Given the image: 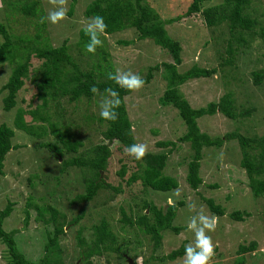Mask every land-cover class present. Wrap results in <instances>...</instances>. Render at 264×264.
I'll use <instances>...</instances> for the list:
<instances>
[{
    "label": "trees",
    "instance_id": "trees-1",
    "mask_svg": "<svg viewBox=\"0 0 264 264\" xmlns=\"http://www.w3.org/2000/svg\"><path fill=\"white\" fill-rule=\"evenodd\" d=\"M22 1L23 3L20 4L17 0H1L5 4L6 12L10 11L7 17L11 18L15 11H20L25 16L41 18L42 22L37 24L39 30L34 36L29 34L15 36L8 25L0 22V35L3 36V42L0 44V66L6 63L15 64L8 82L1 88L2 91L7 90L3 99V108L5 111H11L16 106L17 93L24 86L25 78L31 73L34 57L41 61L34 69L33 81L38 89L37 97L42 102L35 108H19L14 118V125L8 122L0 124V175L5 174V161L10 151L20 147L17 142H14L18 130L26 133L27 136L29 134L39 147H46L51 150L56 159L57 155L63 157L69 152H78V149L83 146L82 140L77 138V134L72 130L74 121H70L71 118L65 115V108H62V103L59 101L62 98L67 97L69 102H78L83 98L92 101L96 96L102 95L104 97L106 95L104 90L111 87L119 92L122 103L117 109L119 113L117 121H106L99 116V123L106 125L104 129L100 130L103 136L102 140L88 151L66 158L61 162L59 167L61 174L56 175L54 180L51 179L50 174L55 170L48 162L47 164L41 163L43 168L40 169L44 170V177L40 173L31 176V179L36 176L39 181V184L36 185L32 179V185L34 184L35 187L44 186L47 194L53 195L54 192L59 191L61 175H67L66 172L69 167L76 168L79 171L80 177L78 179L82 191L79 190L81 192H78L71 199V208L69 207L68 210L70 211L75 204L91 205L90 210H87V207L86 209L81 208L79 213L70 219L63 207L61 209L57 205L58 198L54 204L44 203L41 205L39 199L45 201V196L39 198L30 195L25 206L24 226L26 229L30 223L31 209L37 211V222H42L47 227L53 226L52 230L49 228L46 230L47 240L43 243V254L38 260L28 258L17 243L16 234L24 226L15 227L11 230H6L4 227L6 218L12 214L16 201L8 196L5 190L0 192V196L4 197V203L8 198L7 205L0 210V240L6 246L5 253L10 264H67V255H65V247L61 240L66 234V228H72L76 225L79 227L75 233L79 247L78 264H93V258L96 256L105 255L108 257V261L109 257L114 254L120 256L121 259L126 258L124 253L128 251L132 243H135L133 249H137L140 245L143 246L144 234L150 239L153 249H151L152 253L149 258H144L143 264H150V261L161 264L184 256V246L187 240H184L180 247L168 254L155 255V251L163 246V239L166 234L179 235L184 229H187V224L178 222L176 219L180 208L184 211L185 199L178 200L173 195V190L179 188L181 183L178 176L167 172L170 158L180 162L181 165L187 161V182L193 190H198L204 184L201 171L204 164L202 161L205 148H220L227 141L235 140L233 142L239 145L242 155L240 165L246 172L250 189L254 195L256 197L264 196V134L254 133L251 129L242 131L240 127H237L224 135L213 136L203 131L200 124V119L206 115L222 112L228 117L236 119L238 115L250 116L251 110L246 109L237 114L234 109L232 93L222 95L219 101L211 100L205 105L193 106L183 90L185 83L194 79L210 78L217 73L219 68L217 66L204 67L194 63L189 69L180 70V66L184 62L183 47L181 42L173 38L166 28L167 24L200 12L209 27L226 26L230 33L225 47L227 56L219 64V67L224 68L226 65L233 64L241 47L247 45L248 39L245 33H258L264 39V27H260L257 17H253L248 12L252 0H225L222 4L204 8L203 4L206 0H192L184 15L168 19L163 18L149 0L90 1L85 14L89 17L102 16L108 25L106 34L132 28L137 32L140 40H153L155 44L171 54V61L149 66L147 74L141 77L147 84L152 81L156 71L163 70L162 75L167 80V86L164 93L159 97V102L165 107L177 110L185 123L184 133L176 130L177 135L175 137L158 140L156 145L159 149L149 151L144 161H136L131 156L135 161V165L132 166L133 169L124 162L123 158L119 157L121 167L117 173L121 180L117 185L108 183L103 177V172L108 169L113 153L112 144L117 142L116 152L118 156H122L129 155L126 152L128 146L138 143L126 103V96L131 92L119 88L108 79L109 73L116 72L113 64L104 65L103 62H97L92 69H84L70 51L67 41L58 46H52L49 42H45L43 36L46 20L43 19L44 13L41 7L43 0ZM77 1L72 0L70 14H72ZM258 26L260 29L257 32ZM87 43L88 37L82 29L79 47L83 53H87ZM125 43L129 42L126 41ZM102 50L104 61L107 60V56L103 47ZM252 78L257 85L263 83L264 68L254 70ZM93 85L99 89L96 94L90 91ZM54 103H57V109H60V112L52 116L49 108ZM88 103L90 104V102ZM84 116L88 123L98 118L93 113ZM152 131L160 132V129L152 128ZM246 132L251 134H246ZM44 138L47 140H42ZM50 138H54V140H50ZM184 143L190 145L192 153L189 158L182 157L181 162L178 159L180 156H175L174 153L181 149ZM136 184L139 185L138 190L135 189ZM212 186L215 189L220 187V184L216 182ZM164 191H168L170 197L177 201L171 205L159 206L152 200V195ZM122 194L134 196L133 199L137 201L136 206L139 211L137 210V213L132 210L127 211L121 202V217L118 219L121 226L116 230V227L119 226H114L112 222L115 218L114 213H109L108 204ZM203 198L213 214L217 216L226 214L225 205L218 203L213 197ZM87 212H89L90 218H93V222L89 225L93 230L92 239H87L84 234L86 225L80 224ZM188 214L191 213L188 212ZM230 215L237 220H243L250 213L245 209H237ZM119 229L123 230L127 237L120 239ZM131 233H142L143 236H134ZM123 241H126L125 249H123ZM257 247V241H252L248 245L241 244L239 253L253 252L257 250ZM137 258L138 254L134 255L135 260L132 264H139ZM240 261L243 263L244 257H241ZM218 263L216 262V264Z\"/></svg>",
    "mask_w": 264,
    "mask_h": 264
},
{
    "label": "rangeland",
    "instance_id": "rangeland-1",
    "mask_svg": "<svg viewBox=\"0 0 264 264\" xmlns=\"http://www.w3.org/2000/svg\"><path fill=\"white\" fill-rule=\"evenodd\" d=\"M90 1L78 0L72 14H70L72 0H68V19L57 25H53L45 19L44 41L49 42L52 46H58L67 41L70 51L79 60L84 69H92L97 62H103L104 65L111 63L116 71L131 70L144 77L148 72L149 66L172 60L171 54L167 50L155 44L153 40H140L137 32L132 28L101 36L103 40L102 47L105 49L107 60L103 61L102 59V47H98L95 54L89 52L83 53L79 47V43H81V31L86 26L89 18H91L85 14ZM191 1L149 0L151 5L165 19L184 15ZM17 2L23 3L22 0H17ZM223 2L225 0H206L203 8L216 6ZM0 5H2L0 7V22L8 25L15 36L22 34L34 36L37 33L39 30L37 24L42 22L41 18L28 17L20 11H15L12 17L8 18L7 15L10 14V11L7 10L8 12H6L5 4L1 0ZM41 7L45 18L52 6L47 3V0H43ZM248 12L253 17H257L260 27H264V0H252ZM259 26L257 27V32L260 29ZM166 28L169 34L182 44L184 62L180 66V70L185 71L194 65V63H198L204 67L217 66L219 68L217 73L210 78H199L185 83L183 90L193 106L205 105V103L211 100L219 101L222 95L232 93L234 109L237 114L246 109H250L252 112L250 116L238 115L236 119H232L222 112L206 115L200 119L202 130L216 136L224 135L226 132L240 127L242 131L251 129L254 133L264 134V81L257 85L253 82L252 78L254 70L264 68V39L258 33H245L248 39L247 45L241 47L233 64L221 68L219 64L227 56L225 47L227 45L226 41L230 37L226 26L209 27L200 12L167 24ZM2 37L0 35V44L3 42ZM126 41L129 43H125ZM32 61L31 73L25 78L24 86L18 91L16 106L11 111H5L3 108V99L7 94V90L2 91L1 88L8 82L15 64L6 63L0 66V124L8 122L14 125V118L19 108H35L42 102L37 97L38 89L33 81L34 69L41 61L35 57ZM162 72L163 70L156 71L152 81L145 84L143 89L139 92H131L126 96L129 115L134 125L135 136L138 139L137 142L147 144L149 151L159 149L156 145L158 140L166 137H175L177 135L176 130L182 133L185 132V123L179 116V112L174 108L165 107L159 102V97L164 93L167 86V80L162 75ZM66 98L64 97L59 101L62 103V108H65L66 117L71 118L70 121H74L72 130L77 134V138L82 140L83 146L78 149V152H69L63 157L57 155L56 159L54 157L55 154L51 150L36 145V142L30 138L29 134L27 136L26 133L17 131L14 142H17L20 147L10 151L5 161V174L0 175V192L5 190L8 196L16 201L12 214L6 218L4 223L6 230L24 226L25 206L30 195L39 198L40 196H45V201L39 199V204L41 205H44V203L54 204L58 198L59 202L57 205L61 209L63 207V210L68 213L70 219L78 214L81 208L86 209L87 207V210L91 209L90 204H86V206L75 204L70 211L68 210L69 207L71 208V199L78 192L82 191L78 179L80 177L79 171L76 168L69 167L66 172L67 175H61V185L58 186L59 191L54 192L53 195L47 194L44 186L38 185V187H35L31 182L33 179L36 185L39 184L36 176L31 179V176L34 174L40 173L44 177V170L40 169L43 168L41 163L47 164L48 162L53 166L52 169L55 171H52L50 177L54 180L56 175L61 174L59 171L61 162L66 158L68 159L74 155L77 156L80 153L88 151L103 138L100 130L104 129L106 125L99 123V106L104 97L99 95L92 101L83 98L78 102H69ZM57 103H54L49 108L52 116L60 112V109H57ZM89 113L95 114L98 118L90 123L86 122L84 115ZM152 128H156V130L160 129V132H154ZM246 134L250 135L251 133L246 132ZM42 140H47V138ZM50 140H54V138H50ZM233 141L225 142L220 148H205L202 161V164L203 162L204 164L201 171L204 184L198 190H193L187 182V161L181 165L180 162L174 161L172 157L170 158L167 172L179 177L181 196L177 199H185L184 211L180 208L176 219L178 222L187 224L192 216L201 211L209 216L215 215L210 211L203 198L213 197L218 203L225 205L227 210L226 214L222 216L215 215L218 218V226L214 233H209L212 236L213 242L217 245L215 249L216 256L212 264H216V262H219L218 264H264V196L256 197L250 189L246 172L240 165L241 149ZM116 144L117 142L114 145L112 144L113 153L108 169L106 172H103V177L108 183L117 185L121 180L117 173L121 167L119 157L123 158L124 162L131 169H133L132 166L135 165V161L130 155L118 156L115 149ZM191 153L192 149L190 145L184 143L183 147L174 154H176L175 156H180L178 159L182 162V157L189 158ZM216 182H219L220 187L214 189L212 185ZM135 189H139L138 184H136ZM165 193H168V191L156 193L151 198L159 206H166L169 204L168 201L171 195ZM133 197L122 194L117 199L109 202V213H114L115 217L112 222L115 227L119 226L116 227V230L121 226L118 222L119 217H121V202H123L122 204L127 211L132 210L134 213L139 211L136 206L137 201ZM171 199L173 203L177 201L173 198ZM7 203L8 198H6V202L4 203V197L0 196V210ZM189 204H195V210L190 211ZM237 209H245L249 211L250 215L246 216L243 220H237L230 215L231 212ZM188 212L191 214H188ZM31 213L27 229L25 226L22 227L21 231L16 234V240L28 258L38 260L43 254V243L47 240L46 230L47 228L52 230L53 226L47 227L42 222H37V211L35 209H31ZM92 222L93 218H90L89 212L80 221L81 225H86L84 234L87 239L93 238V230L89 226ZM77 227L78 225L72 228L67 227L66 234L61 240L62 245L65 247V255H67V264H78L79 247L75 238ZM118 233H120V239L127 237L126 233L121 229L118 230ZM131 235L143 236L142 233H131ZM144 236L143 246L140 245L137 249H133L135 243H132L128 251L124 253L126 258L121 259L120 256L114 254L109 257L108 261V257L105 255L96 256L93 258V264H131L130 259L134 261V255L136 254H138V263L143 264L144 258H149L152 253L151 249H153L150 239L145 234ZM184 240H187L186 244L194 241V234L188 229H184L179 235H173V233L166 234L163 239V246L155 251V255L161 256L170 253L172 250L180 247ZM252 241L258 242L256 251L239 253L241 244L248 245ZM122 244L123 249H125L124 245L126 241H123ZM5 250L6 246L0 240V264H10ZM241 257L245 259L243 263L240 261ZM183 259L184 256H181L175 260H168L161 264H183ZM150 264H158V262L150 261Z\"/></svg>",
    "mask_w": 264,
    "mask_h": 264
},
{
    "label": "clouds",
    "instance_id": "clouds-1",
    "mask_svg": "<svg viewBox=\"0 0 264 264\" xmlns=\"http://www.w3.org/2000/svg\"><path fill=\"white\" fill-rule=\"evenodd\" d=\"M47 3L52 7L43 19H46L53 25H57L68 19V0H47ZM107 28L108 25L102 16L96 15L89 18L83 29L85 35L88 37V43L86 44L87 52L95 54L97 48L103 46L101 36L106 34ZM108 79L113 81L119 88L129 92H139L145 86L144 78L131 70H117L115 73H109ZM90 91L96 94L99 92V89L93 85ZM104 92L106 95L100 103L99 115L103 120L115 122L119 118L117 109L122 103L120 94L116 89L111 87L106 88ZM126 152L134 157L136 161H144L149 149L145 143H134L126 148ZM173 195L179 198L181 196L180 189H174ZM168 203L169 205L173 204V200L169 198ZM188 207L191 211L195 210L196 206L195 204H189ZM147 212H149L148 209ZM217 226L218 218L215 215H206L203 211L198 212L189 219L187 229L194 234V241L184 246L183 264H212L216 256L215 249L217 245L213 242L212 236L209 233H214Z\"/></svg>",
    "mask_w": 264,
    "mask_h": 264
},
{
    "label": "water",
    "instance_id": "water-1",
    "mask_svg": "<svg viewBox=\"0 0 264 264\" xmlns=\"http://www.w3.org/2000/svg\"><path fill=\"white\" fill-rule=\"evenodd\" d=\"M130 260H131L130 262H131V264H132V262H134V261H132V259H130Z\"/></svg>",
    "mask_w": 264,
    "mask_h": 264
}]
</instances>
